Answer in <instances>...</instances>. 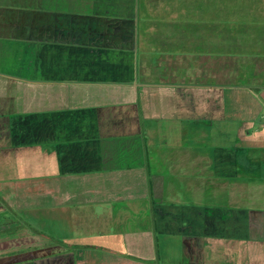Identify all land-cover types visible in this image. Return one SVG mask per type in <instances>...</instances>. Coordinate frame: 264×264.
<instances>
[{
  "label": "crops",
  "instance_id": "1",
  "mask_svg": "<svg viewBox=\"0 0 264 264\" xmlns=\"http://www.w3.org/2000/svg\"><path fill=\"white\" fill-rule=\"evenodd\" d=\"M27 181L67 231L0 264H264V0H0L1 233Z\"/></svg>",
  "mask_w": 264,
  "mask_h": 264
},
{
  "label": "rangeland",
  "instance_id": "2",
  "mask_svg": "<svg viewBox=\"0 0 264 264\" xmlns=\"http://www.w3.org/2000/svg\"><path fill=\"white\" fill-rule=\"evenodd\" d=\"M190 133H185L184 134V141L190 140L193 141L192 144H199V141H203L206 136L203 134H194V137H190ZM188 173L186 172H181V175L179 176V178L182 177H186ZM168 176H170V174H167ZM198 176L196 175L195 178H197ZM183 179V178H182ZM28 184V185H27ZM33 182L27 181L26 185L22 186L21 190L18 191L22 196L21 198H17L14 197V199L11 200L13 205H9L8 203H6L5 205L8 207V211L6 212V214H4L5 217L10 218L11 220H14L15 222L18 221L19 223H21L22 225H20L21 228L17 229H12L9 230L8 232L5 233H1L0 232V240L6 239L9 236H12L13 234H19V235H25V244H23V246L25 245V248L27 249H32V248H37V243H35V240H37V232L40 233V235H43V238H48L49 241H60L63 240L64 238V234L66 233V228H65V222H61V221H52L51 217H50V213H49V206L48 203H45V205H40L37 207V203L35 201L34 197H30L32 196V193L34 192L32 189H34ZM30 185V186H29ZM191 190V189H190ZM193 191V190H192ZM23 196H27L25 197V199L27 201L23 200ZM182 201L184 199H188V200H193L194 198L189 197V194H186L185 196L182 194ZM184 198V199H183ZM205 200L209 199L207 195H204L203 197H201ZM22 203V204H17V200ZM200 199V198H199ZM44 203V202H43ZM140 205V204H139ZM144 208V206H139ZM86 214L87 215H94V211L91 207L86 208ZM132 216L134 215H138L139 217L141 216V220L139 221V223H137V225H149L150 224V219H147L145 217V211L144 209L139 210L137 213L135 212H131ZM98 216L95 215L94 219H98ZM2 219V218H1ZM8 221V220H7ZM12 222V221H11ZM61 222V223H60ZM63 226V227H61ZM132 228L134 227V221L131 223H122V226H120V229H127V228ZM173 227H171L172 229ZM170 229V228H169ZM17 230V231H16ZM7 231V230H6ZM16 231V232H15ZM169 231L168 229L166 230V228L161 231L160 229H158V232H156V242H155V248L157 250V254H158V261H160L161 264L164 263H175V264H186L189 262V257H188V253L185 252V247L183 245V237L182 235H180V233H176L174 234L173 232H167ZM8 242V241H7ZM6 242V244H7ZM15 245V244H13ZM22 245V244H20ZM8 247V246H7ZM21 247V246H20ZM37 249H35V251L33 253H37L36 251ZM23 251V250H21ZM29 256L27 253L22 252L20 254V256ZM33 255V254H32ZM6 257L3 258H15V256H13V252L11 253H7L6 255H4ZM35 258H32L31 260H28V264H30V262H32ZM6 260V259H4ZM2 261V259L0 260V262ZM3 263V262H2ZM17 264V263H16ZM74 264H79L78 262L76 263V261L74 262Z\"/></svg>",
  "mask_w": 264,
  "mask_h": 264
}]
</instances>
